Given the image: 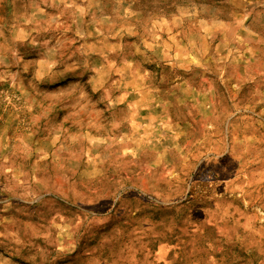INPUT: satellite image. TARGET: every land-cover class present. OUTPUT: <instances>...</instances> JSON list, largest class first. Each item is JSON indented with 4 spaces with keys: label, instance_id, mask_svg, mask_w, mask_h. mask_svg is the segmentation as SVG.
I'll return each mask as SVG.
<instances>
[{
    "label": "rangeland",
    "instance_id": "rangeland-1",
    "mask_svg": "<svg viewBox=\"0 0 264 264\" xmlns=\"http://www.w3.org/2000/svg\"><path fill=\"white\" fill-rule=\"evenodd\" d=\"M0 264H264V0H0Z\"/></svg>",
    "mask_w": 264,
    "mask_h": 264
}]
</instances>
